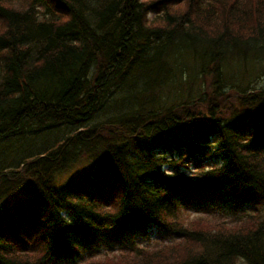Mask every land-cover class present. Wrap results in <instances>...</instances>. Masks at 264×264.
Masks as SVG:
<instances>
[{
  "label": "trees",
  "instance_id": "16d2710c",
  "mask_svg": "<svg viewBox=\"0 0 264 264\" xmlns=\"http://www.w3.org/2000/svg\"><path fill=\"white\" fill-rule=\"evenodd\" d=\"M252 71L264 0H0V141L65 129L0 167V264H82L92 243L152 228L179 241L86 264H264ZM195 201L254 212L185 224Z\"/></svg>",
  "mask_w": 264,
  "mask_h": 264
},
{
  "label": "rangeland",
  "instance_id": "374dc122",
  "mask_svg": "<svg viewBox=\"0 0 264 264\" xmlns=\"http://www.w3.org/2000/svg\"><path fill=\"white\" fill-rule=\"evenodd\" d=\"M181 4L178 7H181ZM172 10L177 9V4L171 6ZM155 14L148 13L147 19H154ZM252 78L256 79L254 85L263 87L264 86V74L259 76H254V71ZM250 80V77H245V81ZM120 108V106H118ZM197 109L198 106L196 107ZM202 116L206 114L204 111L199 109L198 111ZM65 130V129H64ZM59 127H47L45 129L38 128H27L18 134L13 135L12 137L5 138L0 141V167L7 165H15L20 162L23 157L31 156L36 154L42 149H45L48 145L54 143L64 131ZM74 168L73 170H76ZM194 170V169H193ZM192 171V170H191ZM190 175H196L195 172H191ZM69 171L62 173L61 177H66ZM179 216L183 223H187L189 219L202 216L205 218H210L215 220H223L231 225L237 224L240 220H243L247 215L246 213H253L254 208L252 206H246L243 209L230 210L223 203L216 201L214 204L211 201H195L191 202L190 205H183L179 203ZM179 241V238L173 235H159L156 233H141V234H132L124 233L120 236H110V239L107 241H99L96 244L92 243L90 250L92 253H86L85 261L82 264H86L87 261L97 260L102 258L104 255H110L113 253H119V248L127 251L129 249H134L136 247H148V248H157L167 244H173ZM116 245L113 247V250H106L107 245L110 244ZM99 247V248H98ZM99 250V251H97ZM94 251V252H93ZM97 251V252H96Z\"/></svg>",
  "mask_w": 264,
  "mask_h": 264
}]
</instances>
